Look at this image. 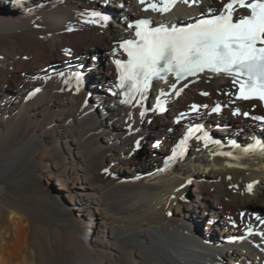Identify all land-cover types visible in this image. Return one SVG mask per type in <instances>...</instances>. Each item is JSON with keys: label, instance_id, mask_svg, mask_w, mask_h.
Listing matches in <instances>:
<instances>
[{"label": "bare ground", "instance_id": "1", "mask_svg": "<svg viewBox=\"0 0 264 264\" xmlns=\"http://www.w3.org/2000/svg\"><path fill=\"white\" fill-rule=\"evenodd\" d=\"M4 1L0 166L7 161L9 166L0 179L14 172L30 179L49 173L46 183L54 180L63 190L60 199L49 197L50 203L68 215L63 203L68 199L80 219H94L83 231L85 244L75 264H264V239L244 233L250 222L261 226L249 213L240 218L253 207L264 213V148H252L257 141L264 145V129L244 119L243 112L233 113L236 108L264 109L236 98L234 77L210 70L183 80L168 77L124 104L114 61L124 56L119 42L131 37V17L152 14L144 10L146 2L28 0L26 11L22 3L5 7ZM190 1L179 0L160 18L180 24L186 14L193 18L228 0H195L193 6ZM94 12L108 19L102 21ZM235 12L245 14L243 9ZM97 60L99 64H89ZM71 71L81 73L79 79L93 88L90 106L86 91L69 77ZM34 88L37 93L28 97ZM205 104H219L222 111L207 115ZM181 114L190 119L167 123L169 116ZM198 126L197 134H189ZM215 132L224 138L215 135L207 142L200 137ZM182 141L180 156L173 158ZM142 144L147 155L137 160ZM71 147L70 171L65 178L54 174V160L66 162ZM103 202L108 213L100 209ZM10 214L12 240L0 233V264H32L27 230L17 213ZM193 222L196 233L186 229ZM34 238L40 251L53 253L48 236L36 232Z\"/></svg>", "mask_w": 264, "mask_h": 264}, {"label": "snow or ice", "instance_id": "2", "mask_svg": "<svg viewBox=\"0 0 264 264\" xmlns=\"http://www.w3.org/2000/svg\"><path fill=\"white\" fill-rule=\"evenodd\" d=\"M175 2L158 0L147 4L144 10L151 8L154 12L165 13L171 10ZM184 2L188 3L189 0ZM140 3L144 4L145 0H140ZM237 8L245 9L250 14H242L233 22V13ZM92 15L100 20L108 19L99 12ZM150 23L147 19H141L129 25L135 28L136 39H126L120 43L128 60L126 63L114 61L119 73V87L128 88L126 103L130 102L134 93L142 94L149 80L160 76L161 72H171L177 79H182L206 68L233 76V82L240 84L239 98L247 100L255 97L264 101V0H229L223 4V10L218 15L199 19L183 28L169 29L163 24L151 28ZM76 79L79 81V74H76ZM253 119L264 120V117ZM193 131H200L199 126L194 130L189 129V134ZM205 138H208L207 134ZM184 142L178 147H182ZM256 147L264 148V145L257 141L252 148ZM248 190H252V185H248Z\"/></svg>", "mask_w": 264, "mask_h": 264}, {"label": "rangeland", "instance_id": "3", "mask_svg": "<svg viewBox=\"0 0 264 264\" xmlns=\"http://www.w3.org/2000/svg\"><path fill=\"white\" fill-rule=\"evenodd\" d=\"M109 2H107V6L110 9L115 10L116 8H113V4ZM1 6L2 5L0 4V9H2ZM97 61L98 63H96ZM97 61L94 63L89 62V64H99V60ZM75 75L76 71H71L69 77L74 78L73 82L78 85L79 89L86 91V102L87 105L90 106L94 99V90L93 88L90 89V84L87 83V79H79V81H77ZM94 109L96 108L92 107L91 111ZM169 118L167 123L171 122L173 124V119ZM215 133L219 135L216 139L219 140V138H224L223 132ZM153 145L154 144L152 143L151 146ZM147 148L146 144L139 146L135 152V158H137V160L145 159ZM66 156V162L61 158L54 160V174L60 173L64 178L70 171L72 163L70 157H74L73 147L69 148ZM83 158H86V156H83ZM8 166L9 161L4 162V164L0 166V172ZM48 175L49 173H39L34 179H30L25 174L21 175V173L14 172L11 175H7L0 179V233H5V236L8 237L9 241L12 240L13 226L11 224L10 211H13L17 213L20 218L19 224L27 230L26 252H28L32 264H75V261L80 256L79 250L85 244L83 231L93 225L94 219L91 217L80 219L77 216L78 212L76 211V208L68 205V199H65V201L67 200V203L63 202L69 210L68 215L60 212L55 206H53L50 203L49 197L60 199V193H63V190H58L60 185L56 186L54 180L50 181L49 184L46 183V176ZM100 209L104 213L109 212L106 202L102 203ZM244 210L247 211V214L245 215V217H247L249 211L248 209ZM186 229L188 232H197V226L194 222L188 223ZM36 232L50 238L51 247L54 249L53 253L48 255L44 250H39L38 241L34 238ZM198 236L200 238V235ZM203 241L205 242L206 240L204 239L202 242ZM223 261L227 263V261ZM224 262L222 263L224 264Z\"/></svg>", "mask_w": 264, "mask_h": 264}, {"label": "water", "instance_id": "4", "mask_svg": "<svg viewBox=\"0 0 264 264\" xmlns=\"http://www.w3.org/2000/svg\"><path fill=\"white\" fill-rule=\"evenodd\" d=\"M79 90V89H78ZM261 211V209H257V208H251L250 210H249V214L254 218V220L255 221H257V224L259 225V226H261V228H262V225H261V223H260V221H258L257 219H256V217L254 216V211ZM252 223V222H251ZM252 225H253V223H252ZM256 227V226H255Z\"/></svg>", "mask_w": 264, "mask_h": 264}]
</instances>
